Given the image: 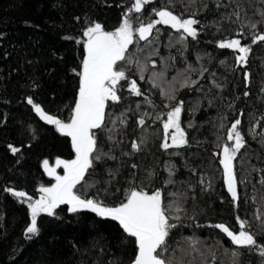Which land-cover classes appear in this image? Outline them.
I'll return each mask as SVG.
<instances>
[{
	"label": "trees",
	"instance_id": "1",
	"mask_svg": "<svg viewBox=\"0 0 264 264\" xmlns=\"http://www.w3.org/2000/svg\"><path fill=\"white\" fill-rule=\"evenodd\" d=\"M134 3L0 0V264H133L134 238L90 210L60 205L52 216L37 217L38 234L26 233L27 197L35 201L41 187L55 182L43 161L75 158L70 137L40 119L27 100L68 122L86 55L83 31L94 23L114 31L126 17L134 29L126 53L131 62L117 67L127 80L117 86L120 100L108 102L104 125L93 130V155L101 158L74 191L111 207L125 202L133 187L160 190L174 225L162 253L171 264H264L259 247L235 245L215 227L238 234L244 222L264 247V41L252 42L254 34L264 35V0H149L140 13ZM155 10L195 19L196 37L156 25L140 40L135 29L158 19ZM232 39L250 46L244 63L238 50L219 47ZM132 80L140 96L130 91ZM179 102L186 143L165 150L163 122ZM237 119L243 147L233 161L234 201L220 161L223 147L235 144L227 136Z\"/></svg>",
	"mask_w": 264,
	"mask_h": 264
},
{
	"label": "snow or ice",
	"instance_id": "2",
	"mask_svg": "<svg viewBox=\"0 0 264 264\" xmlns=\"http://www.w3.org/2000/svg\"><path fill=\"white\" fill-rule=\"evenodd\" d=\"M147 3L149 0H135L134 11L140 13ZM155 15L159 18L146 24L141 23L135 29L140 40H147L156 25H169L177 31L183 30L188 36L196 37L197 32L193 27L197 24L195 19H181L170 10H155ZM261 16L264 17V12H261ZM252 27L255 28V24ZM83 36L86 38L83 41L86 55L82 61V70L77 73L80 77L78 99L75 101L69 121L64 122L53 115H49L31 98L27 100L40 119L47 124L54 125L62 135L70 137L75 158L70 160L57 159L55 167H50L47 159L43 161L45 172L54 177L55 184L51 187H41L39 189L41 196L35 201L31 197H27L28 207L31 209V223L27 227L26 233L38 234L37 217L41 213L52 216L54 210L60 205H70L69 211L71 212L82 209L90 210L101 218L117 221L123 231L134 238L137 246L138 254L135 255L133 264H171L170 261L163 258L162 253L166 250L169 230L174 225L169 223V216L163 205L160 190L149 194L143 189L133 187L127 193L125 202L111 207L94 199L82 198L74 191L76 186L84 180L88 170L93 167L94 161L101 158L100 155H93L98 152L97 139L93 130L104 125L105 109L108 102L120 100L117 95V86L121 81H126L127 77L125 71L118 68L117 65L121 61L131 62L126 53H128L129 46L134 43V29L130 19L126 17L114 31H106L100 23H94L83 31ZM258 41H264V35L254 34L252 42ZM219 47L238 50L242 54L238 57L241 63L246 61L250 52V46H242L239 39L221 42ZM130 91L137 96L141 95L135 80L131 81ZM181 111L182 102H179L178 106L173 107L167 113V119L163 122L164 139L161 147L165 150L186 143L185 133L180 126ZM144 123L143 119L139 121L140 125H144ZM240 123L241 121L237 119L231 125L227 139L229 141L234 140L235 144L233 147H223V159L220 161L223 165L228 192L234 201L238 199V193L233 160L236 153L243 147V137L237 130ZM10 148L14 154L19 151L18 148L11 146ZM132 148L139 150V146L135 142H133ZM61 167L63 175L57 174V168ZM7 191L16 197L25 198L27 196L23 191L11 189H7ZM215 227L224 232L235 245L259 247L260 255L264 257V247L258 245L254 235L244 230V222L240 223L238 234H234L224 224H217Z\"/></svg>",
	"mask_w": 264,
	"mask_h": 264
},
{
	"label": "rangeland",
	"instance_id": "3",
	"mask_svg": "<svg viewBox=\"0 0 264 264\" xmlns=\"http://www.w3.org/2000/svg\"><path fill=\"white\" fill-rule=\"evenodd\" d=\"M159 18V17H158ZM165 63V65L164 66H166V62H164ZM142 65H140L139 66V71L141 72V74H143V69H142V67H141ZM164 81H165V79H164V77H163V79H162V84L164 83ZM181 114H182V111H181ZM180 118H181V116H180ZM180 126H181V122H180ZM181 128H182V126H181ZM183 129V128H182ZM184 131V130H183ZM185 133V132H184ZM262 133L264 134V127H263V129H262ZM169 143H171V140H169ZM181 146V145H180ZM234 146V144L233 145H230L229 147H233ZM223 159V156H222V158H221V160ZM234 161V160H233ZM49 166L50 167H55L56 165H55V163H53V164H49ZM233 171H234V162H233ZM57 174H59V175H63V169H62V167L61 168H57ZM234 174H235V172H234ZM236 176V175H235ZM54 184H55V182H54ZM53 184V185H54ZM51 187V186H50ZM40 196H41V193L39 194V198H40ZM38 198V199H39ZM37 200V199H36ZM34 201V200H33Z\"/></svg>",
	"mask_w": 264,
	"mask_h": 264
},
{
	"label": "water",
	"instance_id": "4",
	"mask_svg": "<svg viewBox=\"0 0 264 264\" xmlns=\"http://www.w3.org/2000/svg\"><path fill=\"white\" fill-rule=\"evenodd\" d=\"M242 55V54H241Z\"/></svg>",
	"mask_w": 264,
	"mask_h": 264
}]
</instances>
